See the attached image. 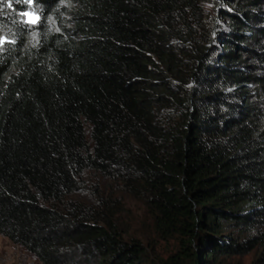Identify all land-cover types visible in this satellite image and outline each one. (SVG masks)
I'll return each instance as SVG.
<instances>
[{
  "label": "trees",
  "instance_id": "trees-1",
  "mask_svg": "<svg viewBox=\"0 0 264 264\" xmlns=\"http://www.w3.org/2000/svg\"><path fill=\"white\" fill-rule=\"evenodd\" d=\"M0 235L41 264H264V0H0Z\"/></svg>",
  "mask_w": 264,
  "mask_h": 264
},
{
  "label": "rangeland",
  "instance_id": "rangeland-1",
  "mask_svg": "<svg viewBox=\"0 0 264 264\" xmlns=\"http://www.w3.org/2000/svg\"><path fill=\"white\" fill-rule=\"evenodd\" d=\"M208 8V7H207ZM32 19V18H31ZM127 208L124 215L129 217L132 221V225L136 229H142L140 224L143 219H146L143 215L142 209L139 205L134 204L132 201L127 203ZM148 222V219H146ZM170 249V244L164 242L159 243L157 251L162 257L167 255ZM252 260V254H247L242 257L243 264H249ZM0 264H41L31 253L25 250L22 246L13 243L6 236L0 235Z\"/></svg>",
  "mask_w": 264,
  "mask_h": 264
},
{
  "label": "snow or ice",
  "instance_id": "snow-or-ice-1",
  "mask_svg": "<svg viewBox=\"0 0 264 264\" xmlns=\"http://www.w3.org/2000/svg\"><path fill=\"white\" fill-rule=\"evenodd\" d=\"M25 15H27V14H25ZM34 22V21H33Z\"/></svg>",
  "mask_w": 264,
  "mask_h": 264
}]
</instances>
